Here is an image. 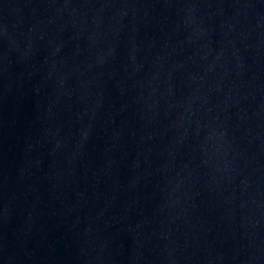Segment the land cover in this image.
I'll return each instance as SVG.
<instances>
[{"label": "water", "instance_id": "obj_1", "mask_svg": "<svg viewBox=\"0 0 264 264\" xmlns=\"http://www.w3.org/2000/svg\"><path fill=\"white\" fill-rule=\"evenodd\" d=\"M0 264H264V0H0Z\"/></svg>", "mask_w": 264, "mask_h": 264}]
</instances>
